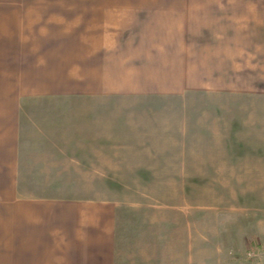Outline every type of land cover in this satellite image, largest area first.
Segmentation results:
<instances>
[{
  "label": "crops",
  "instance_id": "1",
  "mask_svg": "<svg viewBox=\"0 0 264 264\" xmlns=\"http://www.w3.org/2000/svg\"><path fill=\"white\" fill-rule=\"evenodd\" d=\"M10 37L29 89L64 97L0 99V251L12 264H254L247 251L264 245V111L246 114L243 96H261L253 105L264 108V52L248 84L237 68L231 120L208 121L234 123L230 141L197 146L198 135L219 141L203 117L110 120L99 102L65 98L102 88L101 61L77 59L74 82L65 65L38 69Z\"/></svg>",
  "mask_w": 264,
  "mask_h": 264
},
{
  "label": "rangeland",
  "instance_id": "2",
  "mask_svg": "<svg viewBox=\"0 0 264 264\" xmlns=\"http://www.w3.org/2000/svg\"><path fill=\"white\" fill-rule=\"evenodd\" d=\"M14 34L21 37V54H32L38 69L49 62L65 65L59 69L74 82L81 72L77 59L94 57L104 64L100 90L88 94L82 83L85 95L70 91L65 98L99 102L100 115L110 120L127 113L153 116L150 120L173 114L186 115L185 121L187 115L203 117L198 124L216 128L219 141L198 135L196 145L225 146L227 130L236 125L216 120L235 114L238 66H246L248 84L247 68L264 52V0H0V99L64 98L41 96L29 89V76L14 72L18 60L6 44ZM138 86L151 93L140 95ZM165 90L173 95L155 94ZM243 98L246 114L264 111L253 105L261 96ZM211 116L217 119L208 123ZM257 248L251 259L264 264ZM12 263V252L0 251V264Z\"/></svg>",
  "mask_w": 264,
  "mask_h": 264
},
{
  "label": "built area",
  "instance_id": "3",
  "mask_svg": "<svg viewBox=\"0 0 264 264\" xmlns=\"http://www.w3.org/2000/svg\"><path fill=\"white\" fill-rule=\"evenodd\" d=\"M258 246H251L250 247V250L248 251V254H247V256H248V258H252L253 257V251H255L256 249H258L257 248ZM260 249L263 251V254H264V245H260Z\"/></svg>",
  "mask_w": 264,
  "mask_h": 264
}]
</instances>
